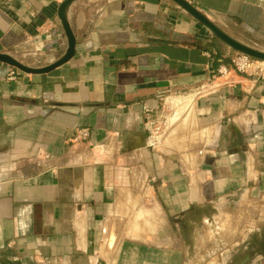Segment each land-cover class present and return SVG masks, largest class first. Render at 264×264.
I'll use <instances>...</instances> for the list:
<instances>
[{
    "label": "crops",
    "instance_id": "1",
    "mask_svg": "<svg viewBox=\"0 0 264 264\" xmlns=\"http://www.w3.org/2000/svg\"><path fill=\"white\" fill-rule=\"evenodd\" d=\"M63 1L0 0V54L60 60ZM188 1L264 39V0ZM68 21L70 62L14 81L0 63V264L225 261L264 235V79L217 76L232 50L171 0H78ZM210 83L170 146L148 132L166 97Z\"/></svg>",
    "mask_w": 264,
    "mask_h": 264
},
{
    "label": "water",
    "instance_id": "2",
    "mask_svg": "<svg viewBox=\"0 0 264 264\" xmlns=\"http://www.w3.org/2000/svg\"><path fill=\"white\" fill-rule=\"evenodd\" d=\"M76 1L78 0H64L59 7L58 17L62 23V26L64 28V31L68 39V50L60 60L44 68H31L8 54H0V63L14 67L18 71L25 74L38 75V74L50 73L55 69H57L58 67H61L66 63L70 62L71 59L76 54L77 39L69 24L68 13L70 7ZM171 1L177 4L183 10H185L197 22H199L203 27H205L208 31H210L217 39H219L221 42H223L225 45H227L235 52L244 54L258 61L264 62V52L256 50L232 38L230 35H228L226 32L220 29L215 23H213L203 12L198 10L188 0H171Z\"/></svg>",
    "mask_w": 264,
    "mask_h": 264
},
{
    "label": "built area",
    "instance_id": "3",
    "mask_svg": "<svg viewBox=\"0 0 264 264\" xmlns=\"http://www.w3.org/2000/svg\"><path fill=\"white\" fill-rule=\"evenodd\" d=\"M237 59L231 60L229 66H224L218 70L216 73L219 77H225L227 76L231 70L237 72L240 75H243L247 78H250L251 80L257 82L258 80L264 79V65L261 64L258 60L255 61L251 57L246 56L244 54H240L236 56ZM19 74L18 70H11L9 74V80L14 81L16 80L17 76ZM214 74V75H216ZM214 79H216V77ZM213 83H210L209 85H203L196 89L188 90L184 93L181 97L173 98L170 101H167L169 97H172L174 95H170L166 97V101H164V118L157 119L151 112H148L146 115V124L148 125V132L150 134H155L156 136L158 133L161 132V137H165V134L169 132V130L176 126L175 120L177 118H180L188 113V110L185 108L180 107L177 104L178 99L180 98H191L194 101L198 98L203 96L205 93L210 91V87ZM168 116H170V119H168ZM155 117V118H154ZM80 139H86L90 135L89 130H82L80 132ZM158 137V136H157ZM156 137V138H157ZM118 137L114 138L113 136H110L109 143L112 144L113 142L117 143Z\"/></svg>",
    "mask_w": 264,
    "mask_h": 264
},
{
    "label": "rangeland",
    "instance_id": "4",
    "mask_svg": "<svg viewBox=\"0 0 264 264\" xmlns=\"http://www.w3.org/2000/svg\"><path fill=\"white\" fill-rule=\"evenodd\" d=\"M227 30L229 31V33L233 34L234 38L237 39L238 41H240L241 43H243V44H245L247 46H250V47H252V48H254L256 50L264 51V39L263 38L262 39H257V38H255L253 36H250L243 28H238V27L231 28V27H229ZM225 31H226V29H225ZM232 53H233L232 55H229V58H228L229 60L237 59L236 56L241 54V53L235 52L234 50H232ZM252 59L257 61L254 58H252ZM248 79H250V78H248ZM168 119H170V116H168ZM183 126H185V125H183V123H182L180 125V127H183ZM157 136L160 137L161 136V132L158 133ZM161 140L165 141L166 147H168V146H170L172 144V141H171L170 138L168 139V138L161 137ZM211 234H212V231H211ZM262 234L263 233H261L260 235H262ZM214 239H215L214 237L207 238V240H209V241H213ZM245 241H246V239L244 240V243H243L244 245L248 244V242L254 241V244L256 246H259V247H261V243L262 244L264 243V242H262L260 240V238L256 239L255 237L254 238L249 237L248 240H247L248 242L246 241L247 243ZM213 243H214V241H213ZM229 254L231 255L232 253H229ZM207 255L204 257V254H203V259L201 261L199 260L197 262V264H223V262L226 263L228 261V260L223 261V258H221V255L218 254V253L207 252ZM261 255L262 254H260V256ZM256 257H259V256L256 255ZM197 260H198V256H197ZM257 260H258V258H256V261Z\"/></svg>",
    "mask_w": 264,
    "mask_h": 264
},
{
    "label": "flooded vegetation",
    "instance_id": "5",
    "mask_svg": "<svg viewBox=\"0 0 264 264\" xmlns=\"http://www.w3.org/2000/svg\"><path fill=\"white\" fill-rule=\"evenodd\" d=\"M260 240L264 242V235L260 236ZM264 243H261V247L256 246L254 241L248 242L236 256L228 260L223 264H257L256 255L264 254Z\"/></svg>",
    "mask_w": 264,
    "mask_h": 264
},
{
    "label": "bare ground",
    "instance_id": "6",
    "mask_svg": "<svg viewBox=\"0 0 264 264\" xmlns=\"http://www.w3.org/2000/svg\"><path fill=\"white\" fill-rule=\"evenodd\" d=\"M260 62L261 64L264 65L263 61ZM177 104L180 107L187 109L188 113L180 118H177L175 120L176 125L179 126L183 123V125L185 126H190V127L193 126L192 123L194 122V117H195V101L191 98H180L178 99Z\"/></svg>",
    "mask_w": 264,
    "mask_h": 264
}]
</instances>
